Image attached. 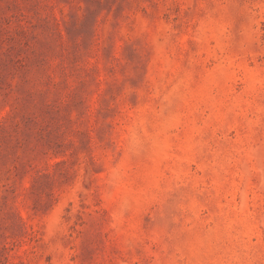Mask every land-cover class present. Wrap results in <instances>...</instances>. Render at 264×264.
I'll return each mask as SVG.
<instances>
[{
	"label": "rangeland",
	"instance_id": "1",
	"mask_svg": "<svg viewBox=\"0 0 264 264\" xmlns=\"http://www.w3.org/2000/svg\"><path fill=\"white\" fill-rule=\"evenodd\" d=\"M0 264H264V0H0Z\"/></svg>",
	"mask_w": 264,
	"mask_h": 264
}]
</instances>
